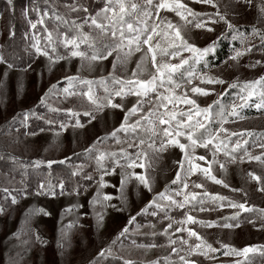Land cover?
<instances>
[{"label": "snow or ice", "instance_id": "obj_1", "mask_svg": "<svg viewBox=\"0 0 264 264\" xmlns=\"http://www.w3.org/2000/svg\"><path fill=\"white\" fill-rule=\"evenodd\" d=\"M235 4H242L246 8H251L254 0H232ZM9 5L12 4V0H8ZM147 9L144 12V19L142 21L143 27H134L132 23H128L125 20L126 15H128L127 6L124 0H105L104 6L99 9L95 15H92L88 8L80 6L77 7L75 4L68 5L69 9L74 12H84L87 15L84 17L83 24H76L72 21V24L81 30L84 25H88L94 32L98 34L101 38H107L110 43H102L100 47H97V41L95 37H91L88 34L78 31L77 35L72 38L65 36L63 44L66 48H70L68 56H52L49 54L47 46L41 48L39 46V41L33 44L37 56H44L48 60L47 67L49 71L60 60H71V58L79 57L81 60V67H83L84 61H88L91 67L94 63L98 61L108 60L112 57V67L113 70L117 68L118 65H127L132 57L139 54V58L136 62L135 69L131 72V76L125 79H120L117 77H112L113 84L119 87L110 92L107 87H105V92L107 93L104 101L98 103V98L95 96L93 90V80L83 79L79 75H66L63 81L67 82V86L62 89L59 85L63 81H57L55 84H50L48 89L39 98V105L48 106L47 101L51 96L57 93H62L65 100L70 97L83 96L87 97V101L91 105L96 107L99 111L104 107L110 109H119L124 113L123 120L121 121L118 128H115L111 133L106 134L104 137H98L96 141H93L92 145L86 148L84 151L86 153H92L98 143L103 142L108 139L109 136L116 138L117 133H135L137 128H143L144 123L149 125L153 134L155 135V126L166 125L161 129L163 136L160 139L159 147L156 146L155 141L147 144V149L144 148L146 141L144 139L139 140V144H134L129 142V147H136L138 151L135 153V158H132L126 150L123 151V156L126 159L131 160V163L126 165L127 168H145L151 167V160L148 156V149L152 150L153 153L159 154L167 151L169 147L179 149L182 153V157L179 160H174L173 163L178 165V169L175 171L174 179L170 181V184L165 185V189L162 192L154 193L152 200L148 202L141 210L136 214V216H129L128 225L133 224L136 221V217L142 214L148 213V209L153 206L155 209L164 211L165 218L168 219L169 223L167 227L163 230L160 235H164L168 240V247L171 248V253L178 257L179 264H196L195 260L189 259L190 257L203 256L207 259L214 258L210 254H214L219 249L213 247L197 230L192 227H186L187 225H199L201 228L205 227H222V228H233L238 227L239 223L237 217L239 216V211L232 216L223 217V223L219 221L210 220H199L195 216L185 212L184 218L180 220H174L173 217L168 215L166 209L179 208L184 209L186 206L189 207V211L194 210L199 207L200 212L214 211L215 208L211 205H216L220 208L224 207L222 202L227 201V206L233 209H239L245 212L252 211L253 209L246 207L245 203L235 202L228 196L213 194L205 189V182L210 180L215 185H222L224 188H229V185L223 180L213 174V165L219 164V168L225 169V164L218 161L217 154L223 152L225 157L230 158L231 162L235 163L237 157L232 155L238 149L242 147L241 141L238 139L235 141L234 146L229 149L228 143L225 140L230 141L232 136L238 135L235 132H229L228 129L224 127L226 123L229 122V117H236L243 119L240 116V112L248 107H255L257 111H264V76L260 77L254 81H248L243 84L238 83L237 80H233L231 83L221 78L211 74V62L207 59L210 54L215 53V47L217 42L227 35V32H232V39L236 40L243 37L242 33H239L238 28L234 25L228 18L227 13H221L216 0H191L192 4L208 5L211 8L216 9L215 12H197L186 0H145ZM138 5L133 3L131 9L135 11ZM257 11L259 13L257 22L264 20V0H260V3L256 5ZM163 13V14H162ZM168 13H173L174 16L169 18ZM153 14L155 15V20H153L151 26L148 24V20L152 19ZM179 18L178 20L176 18ZM57 20H62L60 16L56 17ZM67 23V21H63ZM223 23L226 26L225 32H222L216 40L211 41L204 47H200L196 44L195 40L189 35V33L194 29L204 30L207 33H214L215 28L209 25H217ZM126 24V29H125ZM33 28L36 27L35 24L32 25ZM127 33V34H126ZM252 34L259 35L262 44H264V31H261L257 27H252ZM14 35V33H11ZM51 33H49V41L51 43ZM241 43H244V39H241ZM81 44H86L88 46V51H81ZM146 46V47H145ZM55 52V47L52 48ZM250 48L244 50L234 49V54L228 59L234 62L239 61V58L245 54V52H250ZM188 55L185 56L184 54ZM151 62L152 71L148 73L150 78H141L144 70L147 68L148 61ZM176 60L178 62H172ZM227 60L225 64H227ZM0 63L6 64L5 77L9 70H12L15 66L12 63L7 62L3 56H0ZM260 62L257 61L256 64ZM187 66V67H185ZM202 66V67H201ZM255 64L249 65V67H255ZM31 65H28L30 68ZM207 70V71H205ZM27 71V69H24ZM178 74L177 82L174 79V75ZM42 76V74H41ZM194 80H198L199 84H193ZM82 84L87 86V91H76L74 90L75 84ZM227 88L223 92L217 93V99L213 100L210 104L205 107H201L198 103L199 98H207L213 94L214 88H209V85H225ZM204 85V86H200ZM257 85L261 87L258 89ZM163 89V91H160ZM177 89H183L182 92L178 93ZM229 89H239L235 93L236 99L232 101L230 105V111L226 110L225 105L221 102L220 97L227 95ZM150 93L155 94V100L153 101L150 97ZM134 96L136 97L135 102L132 103L131 107H126L125 97ZM253 96H258L259 101L254 104H250L249 101L252 100ZM119 97V101H115V98ZM145 97H148L145 100ZM145 104H149L150 107L145 109ZM171 105V107H169ZM178 105L187 106V110L177 107ZM218 109L219 119L215 122L213 121V109ZM163 111H160V109ZM52 111H58V109H50ZM69 116V121L63 122L60 125L61 130H66L69 126L72 128H83L85 125L81 123L79 111L73 108H68L65 110ZM32 114L31 109L20 113L24 120L26 121L28 116ZM83 116L89 117L88 123H91L95 116L91 111L85 109L83 111ZM132 117H136L134 123H129ZM155 117V119H153ZM75 119V123H71V119ZM15 120V117L13 118ZM23 123V121H21ZM47 123H52L48 121ZM215 129V130H213ZM44 131V129H41ZM224 134V138L221 136ZM35 135V133H32ZM57 137L60 133H56ZM242 135V134H240ZM249 136L253 133L249 132ZM244 144L248 141L244 140ZM211 146V147H210ZM264 147V145H261ZM202 148L205 150V154L196 155V149ZM211 153V160L208 159V153ZM73 155H79L78 153H73ZM113 157L116 156L115 153L111 154ZM245 157L249 161H256L261 166H264V154L262 155H252L246 149H244V155L240 157V162H243ZM71 157H66L65 160H69ZM103 154L98 158V163L103 160ZM65 160L61 161H48V167L55 163L63 164ZM197 161H204L207 166H202ZM147 162V164H146ZM39 163V162H36ZM121 169L120 172L116 171V168ZM125 165L120 164L119 160L110 169L105 170V174L119 175L120 184L117 188L116 185L112 187L117 188L120 193L119 196L113 197L105 195L103 197L104 208H111L117 212L125 211L124 207L118 206L117 204L111 203L113 199L119 200L121 205L126 203L125 188L131 177H135L140 185H143L145 189L149 192H153V187L148 178L143 174H137L132 172L128 174L125 170ZM73 175H76L74 172ZM196 176L193 180L192 177ZM248 176L250 179L255 180L257 183H262V178L254 173L249 172ZM91 179V177H88ZM101 182H103V176L101 177ZM171 185L177 186L175 189L171 188ZM102 186H104L102 184ZM60 192L55 191V187L51 184L45 186L44 184L39 185L37 191L34 195L37 196H51L55 197L58 194H64V185L61 183L59 185ZM195 189H205L202 193L195 191ZM232 192L242 191L241 189H230ZM264 191V187L260 189ZM86 191V190H85ZM174 193V195H173ZM29 195V193H25ZM77 195L79 193L77 192ZM100 196L99 189L97 190V195L93 199L88 201L89 206L93 209V218L95 220V227L97 230L101 229L103 225V214H99L95 210V205L98 202ZM174 197H182V200H178ZM161 201H167L166 205H162ZM12 203L16 204L17 200L15 197L12 198ZM73 208L80 209L84 206L81 204H76L72 206ZM31 211V210H30ZM71 211V209H65L61 213L63 216L65 212ZM264 212V209L260 210ZM4 209L0 208V214H3ZM43 213L44 215H50L44 209L35 210L33 214ZM153 216L157 215L156 211L150 213ZM87 215V213H85ZM80 217H77L79 220ZM229 221H237L236 224L229 223ZM174 232L169 233V229H173ZM83 227V225H81ZM140 226L137 225V229ZM149 227L155 228V225H149ZM61 232L63 229L60 230ZM179 232L181 234L187 233V238L183 235L177 239H172V236ZM129 227L125 225L112 240L111 244L107 248H101L97 258L92 262V264H101V258H105L112 254V245L120 241L121 238H127L129 236ZM14 236H18L19 233H14ZM153 236L157 235L156 232L152 233ZM194 238V240H193ZM35 239L41 245H46L48 242L37 233ZM179 241V245H178ZM135 245V240L132 241ZM178 245V246H177ZM141 248H152L156 247L155 244L149 245H136ZM57 247L61 248L60 239H57ZM163 247V245H161ZM222 248L228 249L224 252V255H242L249 251L254 250L253 248H244L242 250H236L231 248L227 244H221ZM183 253V254H181ZM63 255V252H61ZM120 259L123 260L121 257ZM168 257L164 258L165 264H168ZM123 264H133L132 261L123 260ZM152 264H160L159 259L152 262ZM171 264H176V261H172Z\"/></svg>", "mask_w": 264, "mask_h": 264}, {"label": "rangeland", "instance_id": "obj_2", "mask_svg": "<svg viewBox=\"0 0 264 264\" xmlns=\"http://www.w3.org/2000/svg\"><path fill=\"white\" fill-rule=\"evenodd\" d=\"M186 2H188L189 6L195 11H216V9L208 5L192 4L191 0H186ZM216 3L221 13L226 12L227 18L234 25L246 24L250 27L251 32L253 26L264 31V20L257 22L259 13L256 5L260 3V0H254L251 8H246L242 4H235L232 0H216ZM96 12H94L93 15H95ZM167 15L169 18L174 16L173 13H168ZM176 19L178 20L179 18L177 17ZM209 26L214 28L217 27L216 25ZM211 34L212 33H207L199 29H194L189 33L200 47L213 39ZM252 36L256 37V39L254 38L255 41H259L262 44L259 35ZM184 55L187 56L188 54L185 53ZM138 58L139 54H136L127 65H118L117 68L113 70L111 62L112 57H109V59L105 61H98L91 67L88 61H84L83 67H81L80 58L75 57L71 58V60H60L55 67L49 71L47 67V58L36 55L31 67L26 68L27 71L13 68L8 71L6 77L4 73L7 65L1 63L0 142L10 152L12 151L23 156L53 160L59 159L69 152L83 147L86 141H91L92 138L103 132L118 128L124 116L121 110H113L104 107L97 111L95 106L87 101V97L75 96L65 100L62 93L54 94L48 101L56 107L64 110L73 108L82 114L83 111L87 109L92 112L95 119H92L91 123H88V117V119L82 123L85 125L83 128L74 129L69 126L66 130H61L60 128L44 131L37 130L35 132H29L25 128L22 130L17 127L10 128L6 126V121L9 119L12 120L14 117L16 119L18 114L25 112L30 105L39 101L40 96L43 95L50 84L63 81L66 75H79L81 78L89 80L112 72L125 79L131 76V72L135 69ZM227 61V64H225L224 61L217 68L211 69V74L220 76L223 79L239 75H248L247 77L252 76L248 70V62L246 59H241L238 63L229 59ZM172 62L178 61L173 60ZM150 71H152V68L149 60L147 68L144 70L141 78H150L148 76ZM193 84H199V81H193ZM65 86H67V82L63 81L59 85V88L62 89ZM207 87L214 88L215 91L213 93L215 94H217L219 87L220 89L222 88L221 85H209ZM182 91L183 89H177L178 93ZM207 99L208 97L199 98L198 103L203 106ZM119 100V97L115 98V101ZM135 100L136 97L134 96L125 97L126 107H131ZM169 107H171V105H169ZM177 107L187 109L185 105H178ZM20 110H23V112H20ZM19 119H24V117L22 116ZM135 119L136 117H132L129 123H132ZM224 127L228 129L229 132H234L240 128L264 129V111L257 113L255 117L242 120L240 124L227 123ZM58 132L60 135L57 137L56 133ZM32 133H35V135H32ZM221 137H224V134H222ZM195 154L203 155L205 154V150L197 148ZM182 155L179 149L171 147L158 155L148 149L151 167L146 166L145 168L131 169L125 166L124 170L128 174L135 172L145 175L152 184L153 192H149L143 185H140L134 176L131 177L125 188L126 203L121 205L119 200L113 199L111 201V203L124 207L125 211L123 212H117L111 208H104V203L106 202L103 201V197L105 195L113 197L120 195L117 191L120 184V176L110 174L102 175L103 182H101V176L94 185L79 195L64 193L63 195L51 197L37 196L31 193L20 199L16 198V204L12 203V199L9 200L10 203L2 207L4 209L3 214H0V264H81L90 256L99 253L101 248H107L110 244L107 242L109 237L106 236L110 235L113 237L117 235L125 225H127L129 231L133 233L153 232L166 228L169 223L168 220L158 223H136L134 221L131 225H128L127 222L129 216H136V214L152 200L154 193L164 191L165 185L170 184V181L174 179L175 171L178 169V165H175L173 161L181 159ZM208 159L211 160L210 152L208 153ZM217 159L225 164L226 170L220 169L219 164H214L213 174L223 179L229 185V188H224L222 185H215L208 180L205 182V189L209 192L222 193L235 202L245 203L248 208L255 205L264 206V202L255 199L258 197V194H261L264 199V191L260 190L264 187V166H261L256 161H249L248 159L243 162L237 160L233 163L230 159H225L221 155V152L217 154ZM197 162L202 166H207L204 161ZM116 171L120 172L121 169L117 167ZM249 172L260 176L262 178V183H257L255 180L250 179L248 176ZM192 179L195 180L196 176H193ZM2 180L3 184L6 186L9 184L12 185L9 179L3 177ZM102 184L104 186H102ZM112 185H116L117 188L112 187ZM176 187L175 185H171L172 189ZM233 188L241 189L242 191L232 192L230 189ZM98 189L100 196L95 205V210L97 213L103 214L104 216V226L99 230L95 227L93 209L88 204V201L97 195ZM205 189H195V191L202 193ZM174 198L182 200V197ZM167 203V201H161L162 205H166ZM76 204H81L84 207L80 209L73 208L72 206ZM41 208L50 213V215H44L42 212L33 214L35 210ZM65 209H71V211L65 212L62 216L61 213L64 212ZM85 213H87V215H85ZM188 213L191 214L190 212ZM207 216L211 215L205 212H199L198 215H195V217H200V219H204ZM77 217H80V219L77 220ZM183 218L184 216L177 220ZM81 225H83V227H81ZM137 225L140 226L138 229ZM149 225H155V228L149 227ZM198 226L199 225H187L186 227H192L197 230L213 245V247L219 249V251H217L215 255L210 254L214 257L212 259H207L203 256L190 257L189 259L195 260L196 264L205 263L209 260H216L215 262L233 261L245 255H224V252L228 251V249L222 248L221 244H227L238 251L244 248L255 249V240L252 236L254 230L249 225H239L236 228H222L219 226L199 228ZM175 227H177V225L174 224L173 228L175 229ZM61 229H63L62 232L60 231ZM14 233H19V235L14 236ZM37 233L42 239L48 242L46 245H41L36 241L35 235ZM176 234L174 239H177L181 235L187 238V233L181 234L176 232ZM58 238L63 245L62 249L57 247ZM114 250L126 260L140 259L141 262L149 264H152L157 257L166 256L171 253L170 247H161V245L152 248H141L136 245L125 246L119 244L116 249L112 248V251ZM61 252H63V255H61ZM250 252L251 251L248 253Z\"/></svg>", "mask_w": 264, "mask_h": 264}, {"label": "trees", "instance_id": "obj_3", "mask_svg": "<svg viewBox=\"0 0 264 264\" xmlns=\"http://www.w3.org/2000/svg\"><path fill=\"white\" fill-rule=\"evenodd\" d=\"M124 2L128 11V15L125 17L126 22L132 23L134 27H143L142 21L146 19L143 14L146 10H148L145 0H124ZM104 3L105 0H12V4L9 5L8 0H0V56H3L7 62L12 63L15 66L14 68L24 70L28 67V65L32 64L36 57L33 44H36L37 40L39 41V46L41 48L47 46L49 54L52 56H67L71 49L64 46L63 40L65 36L72 38L73 36L77 35L78 31L88 34L90 38L95 37L97 41V47H100L102 43H110V40L99 37L96 32L88 27V25H84L81 30H78L72 24V21H75L76 24H83L84 17L87 14L82 11H71L68 7V5L73 4H75L77 7L83 6L88 8L89 12L93 15L94 12L104 6ZM133 3L138 5L135 11L131 9V5ZM57 16H60L62 20H57ZM153 20H155L154 14L152 19L148 20L149 26H151ZM63 21H67V23H64ZM33 24L36 25L35 28L32 27ZM235 25L238 28L239 33L243 34V37L233 40V33L230 31L227 32V35L217 42L215 53L210 54L207 59L211 62V69H215L234 54V49L244 50L246 48H250L251 51L245 52V54L241 56L239 60L246 59L248 62V70L252 76L247 77L248 75H239L226 79L224 78L229 83H231L233 80H237L238 83L243 84L248 81L257 80L264 76V45H262L259 41L254 40L256 37L252 36L253 34L248 25ZM216 26L215 32L211 34L213 39L205 43L202 47L211 43V41L216 40L222 32H225L226 26L222 22ZM11 33H14V35H11ZM49 33L52 34L51 43L49 41ZM241 39H244L243 44L241 43ZM53 47H55V52L52 51ZM80 50L90 52L86 44H81ZM257 61L260 63L256 64ZM252 64H255L256 66L249 67V65ZM112 77L124 79L118 74L112 72L101 77L89 79L95 82L92 87L95 96L98 98V103H102L107 95L105 92V87H107L110 92H114V90L119 87L118 85L113 84ZM173 78L176 79L177 82H180L178 79V74L174 75ZM260 87V85H257L258 89ZM226 88L227 84L223 85L221 89L219 87L217 93L223 92ZM74 90L78 92L87 91V86L77 83L74 85ZM160 91H163V89H160ZM238 91L239 89H229L227 95L220 97L221 102L225 105L227 111H230V105L232 101L236 99L235 93ZM149 95L154 101L155 94L150 93ZM217 98V94L213 93L208 97L207 101L201 107L207 106V104H210ZM147 99L148 97H145V100ZM258 101L259 97L253 96L249 103L254 104ZM47 104L48 106H43L39 105V101L34 102L26 109V111L31 109L32 112L26 121L24 119H19L22 117V115H18L15 120H7L6 126L10 128L17 127L20 130L25 128L29 132H35L41 129H60L61 123L67 122L70 119L67 112L62 108L52 105L49 101H47ZM148 107H150V105L145 104V109ZM50 109H58V111H52ZM160 111H163V109L161 108ZM20 112H23V110H20ZM260 112L263 111H257L255 107L245 108L240 112V116L243 117V119L229 117L228 123L240 124L242 120L255 117V115ZM79 118L81 123L88 119V117L83 116L82 113ZM153 119H155V117H153ZM218 119V109L214 107L213 121L215 122ZM21 121H23V123H21ZM48 121H51L52 123L49 124L47 123ZM134 122L135 120L132 123ZM71 123H75L74 118L71 119ZM163 127L167 126L159 125L157 123L155 126L156 134L154 135L152 128L144 123L143 128H137L135 133H117L119 142H117L116 138L109 136L108 139L98 143L96 149L92 153H86L84 150L92 145L93 141H96L98 137H104L113 130L103 132L92 138L91 141H86L83 147L71 151L59 159L51 160L61 161L65 160L66 157H71V159L65 160V163L63 164H53L51 168H49L47 164V162L50 160L42 159L40 157L23 156L12 151L10 152L0 142V206L2 208L4 205L10 203L9 200H11L13 197L20 199L25 196V193H35L41 184H44L45 186L51 184L55 187V191L59 193V185L63 183L64 193L77 194L78 192L80 194L94 185L98 179L105 174V170H110L116 164L117 160H119L120 164H124L125 166L128 163H131V160L124 158L122 150H126L132 158H135V153L138 151V149L136 147H129V142L139 144V140L144 139L146 141L144 148H147V144L153 141H155L156 146H159L160 139L163 136L161 131ZM234 132L238 135L232 136L230 141L225 140V142L228 143V147L231 149L234 146L236 140L239 139L241 141L242 147L235 153H232V155L237 157V160H240V157L244 155V149H246L252 155L264 154V147H261V145H264V129L240 128ZM249 132L253 133V135L249 136ZM221 138L223 139L224 137ZM244 140H247L248 143L244 144ZM73 153H78L79 155H73ZM112 153H115L116 156L113 157L111 155ZM102 154L104 159L100 160L98 163V158ZM221 155L225 159H230L225 157L223 152H221ZM246 159L247 158L245 157L244 160ZM74 172L76 175H73ZM3 177L9 179L12 185L9 184L6 186L3 184ZM88 177H91V179ZM211 193L223 195L219 192ZM257 196L258 197L254 198L264 202L261 194H258ZM222 203L224 204V207L220 208L216 205H211V207L215 208V210L205 212L211 216H207L204 219H200V217L196 218L199 220L219 221V223L222 224L224 222L222 219L223 217L232 216L239 211V216L237 217L239 225H249L254 230V234L252 236L255 240V249L250 253L245 254L243 257L234 259L233 261L228 260L225 262H215L216 260H209L200 264H264V212L260 211L264 209V206H251L250 208L253 210L245 212L239 209L228 207L227 201ZM189 207L190 206H186L184 209L173 207L166 209V211L168 212L169 216L173 217L174 220L183 217L185 212H190L194 216L198 215L200 212L198 206L196 209L191 211H189ZM152 211H156L157 215H151L150 213ZM166 220L168 219L165 218L164 211L155 209L153 206L152 208L148 209V213L137 216L135 222L158 223ZM237 221H229V223L236 224ZM164 229L165 228L153 231L157 233L155 236L152 235L153 232L133 233L129 231V236L127 238H121L120 241H117L116 244L112 245V248L116 249L119 244L125 246L149 244L167 246V237L159 234L162 233ZM172 232H174V228L169 229V233ZM176 235L177 234L175 233L172 236V239H174ZM106 237H109L107 242L111 244L116 235L113 237L107 235ZM133 240L136 242L135 245L132 244ZM211 255H215V253ZM97 256L98 253H95L81 264H92ZM121 257L123 258V256L117 254L116 250H114L112 251L111 255L101 258V264H123V260L126 259L123 258L122 260L120 259ZM165 257L169 258L168 264H171L172 261H176V264H179L178 257L175 254L157 257L155 261L159 259L160 264H165ZM130 261H132L133 264H149L141 262L140 259H133Z\"/></svg>", "mask_w": 264, "mask_h": 264}]
</instances>
